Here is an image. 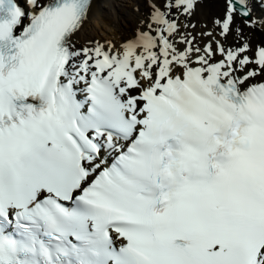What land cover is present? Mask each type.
<instances>
[{
	"label": "snow or ice",
	"instance_id": "snow-or-ice-1",
	"mask_svg": "<svg viewBox=\"0 0 264 264\" xmlns=\"http://www.w3.org/2000/svg\"><path fill=\"white\" fill-rule=\"evenodd\" d=\"M0 0V264H264V0Z\"/></svg>",
	"mask_w": 264,
	"mask_h": 264
},
{
	"label": "bare ground",
	"instance_id": "bare-ground-1",
	"mask_svg": "<svg viewBox=\"0 0 264 264\" xmlns=\"http://www.w3.org/2000/svg\"><path fill=\"white\" fill-rule=\"evenodd\" d=\"M129 3V7L133 6V0H129ZM100 6L88 27L90 35L107 36L118 33L136 19V14H131V9L122 6L120 0H100Z\"/></svg>",
	"mask_w": 264,
	"mask_h": 264
},
{
	"label": "rangeland",
	"instance_id": "rangeland-1",
	"mask_svg": "<svg viewBox=\"0 0 264 264\" xmlns=\"http://www.w3.org/2000/svg\"><path fill=\"white\" fill-rule=\"evenodd\" d=\"M120 4L122 5V6H126L127 8H129V9H131L130 10V13L131 14H136L134 11H133V6H131V7H129V5H130V3H129V0H120ZM89 27V26H88Z\"/></svg>",
	"mask_w": 264,
	"mask_h": 264
}]
</instances>
